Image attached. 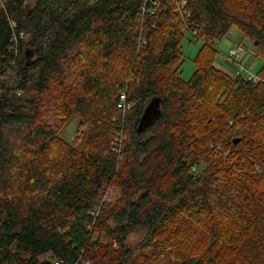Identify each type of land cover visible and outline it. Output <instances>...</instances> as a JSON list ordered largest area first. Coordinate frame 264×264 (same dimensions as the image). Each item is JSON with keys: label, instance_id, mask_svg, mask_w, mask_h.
Masks as SVG:
<instances>
[{"label": "trees", "instance_id": "1", "mask_svg": "<svg viewBox=\"0 0 264 264\" xmlns=\"http://www.w3.org/2000/svg\"><path fill=\"white\" fill-rule=\"evenodd\" d=\"M181 3L0 0V264H264V0ZM235 28L260 82L216 64Z\"/></svg>", "mask_w": 264, "mask_h": 264}, {"label": "rangeland", "instance_id": "2", "mask_svg": "<svg viewBox=\"0 0 264 264\" xmlns=\"http://www.w3.org/2000/svg\"><path fill=\"white\" fill-rule=\"evenodd\" d=\"M94 1V0H93ZM234 31L235 36L227 35L223 37L219 43L218 46V57L216 60V64L220 65L221 67H224L226 70L232 73V75H237V66L234 62L229 60L227 58V54L229 49L234 46V43L240 40V37L243 41V44L246 45L248 50H252L254 53V57H251L246 62V66L249 67L250 72L252 73H258L263 65V58L257 54L256 48L254 44L251 42V40L247 37L243 38V35L238 31V29H231ZM230 30V31H231ZM237 35V36H236ZM202 42L197 40L196 37L191 34L188 31H185L184 38L181 42V49L184 55V62L181 67V77L185 80H189L190 77L193 75L194 71L196 70V64H195V58L200 51V48L202 46ZM218 65V66H219ZM13 78V77H12ZM14 79V78H13ZM55 112H47L46 115L48 116V119L54 118L53 116ZM59 135L61 138H64L70 142H73L76 140L79 142L76 137L79 133V119L78 117H72L68 121H65L61 126H57ZM107 187V193H112V198L108 199L109 202L113 201L115 198H117L119 194V187L116 186ZM110 190V191H109ZM107 200V201H108ZM145 230L144 229H136L134 232H132L129 236V244L132 247H137L140 242L142 241L144 237Z\"/></svg>", "mask_w": 264, "mask_h": 264}, {"label": "built area", "instance_id": "3", "mask_svg": "<svg viewBox=\"0 0 264 264\" xmlns=\"http://www.w3.org/2000/svg\"><path fill=\"white\" fill-rule=\"evenodd\" d=\"M175 5L177 6L178 10L182 9V3L181 0H173ZM154 4L156 3L153 1ZM153 13V10H152ZM193 35L198 37V31H194ZM204 37H202V40ZM217 44L219 43V40L216 41ZM218 47V46H217ZM248 47L243 44V41L240 37V40L234 43V46H232L227 54V58L234 62L237 66V75H243L247 80H252L254 82H260L262 79L257 73H252L250 72V69L248 66H246V61L244 57L246 55L254 57V53L252 50H248ZM126 92H122L120 94V102H119V107L122 108L123 110L130 109L131 105L126 103ZM105 200L109 199V192L105 194L104 196ZM55 264H60L59 261H56Z\"/></svg>", "mask_w": 264, "mask_h": 264}, {"label": "water", "instance_id": "4", "mask_svg": "<svg viewBox=\"0 0 264 264\" xmlns=\"http://www.w3.org/2000/svg\"><path fill=\"white\" fill-rule=\"evenodd\" d=\"M161 115L160 100L155 98L146 106L138 125V131H143Z\"/></svg>", "mask_w": 264, "mask_h": 264}, {"label": "crops", "instance_id": "5", "mask_svg": "<svg viewBox=\"0 0 264 264\" xmlns=\"http://www.w3.org/2000/svg\"><path fill=\"white\" fill-rule=\"evenodd\" d=\"M228 35H230V36H235V35H234V31L231 30V31L229 32ZM236 36H237V35H236ZM251 57H252V56L246 55V56L244 57V59H245V61L247 62L248 59H250ZM218 65H219V64H218ZM219 67L222 68L223 70H225L226 72H228V73H230V74L232 75V73L229 72L228 70H226L224 67H221L220 65H219ZM233 75H234V74H233Z\"/></svg>", "mask_w": 264, "mask_h": 264}]
</instances>
